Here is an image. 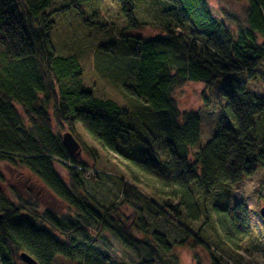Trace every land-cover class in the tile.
<instances>
[{"label":"trees","instance_id":"16d2710c","mask_svg":"<svg viewBox=\"0 0 264 264\" xmlns=\"http://www.w3.org/2000/svg\"><path fill=\"white\" fill-rule=\"evenodd\" d=\"M53 1L0 0V163L42 180L68 212L39 209L16 196L18 203L13 202L0 168V264L23 263V251L39 264H179L164 233L149 232L138 217L124 214L120 206L132 201L159 210L187 235L191 231L178 220L196 221L203 215L192 248L206 247L203 236L214 215L222 236L216 247L241 248L252 231L247 205L236 204L230 212L218 204L208 207V198L216 186L239 183L257 166L264 168V95L228 79L217 133L192 152L201 135L200 114L181 111L174 91L187 82L211 86L242 71L264 80L258 70L264 61V0H246L243 18L231 13L219 17L208 0H117L125 26L99 50L105 58L123 53L131 59V70L120 79L103 76L139 104V125L131 122L137 117L134 109L83 86L78 54H57L53 32L58 9H49ZM90 1L70 0L59 10L84 15ZM96 12L85 18V25H101ZM142 27L155 34L135 37L128 32ZM53 117L60 125L80 123L105 152L125 157L121 203L105 208L84 192V180L92 175L54 131ZM148 133L153 141L163 140L168 160H160L142 138ZM136 144L142 157L129 155ZM57 162L67 168L68 181L57 171ZM144 188L151 191L150 198L142 194ZM195 256V264H203Z\"/></svg>","mask_w":264,"mask_h":264},{"label":"rangeland","instance_id":"374dc122","mask_svg":"<svg viewBox=\"0 0 264 264\" xmlns=\"http://www.w3.org/2000/svg\"><path fill=\"white\" fill-rule=\"evenodd\" d=\"M208 1L219 17H224L225 13H231L243 18V10L247 4L246 0ZM69 3L70 0H54L49 8L50 10L58 9V12L54 13L55 29L53 32V45L57 54L64 57L78 54L83 67V86L90 88L99 98H110L130 111L134 109L132 113L137 115L139 112L136 111V107L139 104L132 97L126 95L122 88L115 87L108 78L103 76L106 74L120 79L126 77L127 72L131 70V59L124 57L123 53L118 52L105 58V54L99 50V45L118 37L119 32H122L121 28L125 26L118 1L92 0L87 2L84 5V15L76 9L65 12L59 10ZM94 12L99 13L101 18L96 17V19L100 21L101 25L98 26L94 23L91 26L85 25V18L91 17ZM128 32L135 37H151L155 34L148 27ZM258 70L264 74V61ZM228 79L241 81L247 90L257 95H264V80L259 75L250 76L247 71L231 73L216 80L211 86L199 82H187L174 91V97L181 111H196L200 114L201 135L198 143L192 147V152L199 151L217 133L222 107L227 103L223 87ZM141 119L137 115L136 118L132 117L131 122L139 125ZM52 122L56 133L63 135L65 132H69L79 143V147L73 155L81 158L85 164L83 169L85 168L92 175L84 180V192L105 208L112 203H121L123 199L121 178H125L127 175L124 166L125 157L122 154L105 152L78 122L73 125L68 123L60 125L54 117ZM149 134L142 138H147L145 141L152 144L153 149L159 154L160 160H168L169 153L163 140L153 141L154 137ZM138 145L136 144L128 150L129 155L143 156L140 150L141 146ZM0 168L4 176V190L13 202L18 203V199H20L36 204L39 209L49 208L59 214L68 212L65 202L57 197L42 180L30 175L27 170H20V168L5 163H0ZM56 168L62 178L68 181L67 168L58 162ZM194 191L196 199L201 205L202 194L197 185L194 186ZM150 193L151 191L147 188L142 191V194L147 198H150ZM159 202V200L155 201L157 204ZM173 202L176 203V200ZM239 203H245L248 207L249 225L252 231L251 235L244 240L241 248L237 250L223 244L222 249L216 247L222 236L215 223L214 215L210 216V222L205 228L203 241L206 247L192 248V235L205 223L206 219L203 215L196 221H185L184 218L178 220L181 225H186L191 231L192 235H187L183 227L168 220L159 210L144 202L132 201L124 203L120 207L124 214L138 217L149 232L157 230L164 233L168 241L174 244L179 264H195L197 259L195 255L203 264H213L214 261L217 264H264V219L260 215V210L264 206V168L262 166H257L253 175L239 183L216 186L208 198V207L211 208L214 204H218L230 212L233 206Z\"/></svg>","mask_w":264,"mask_h":264},{"label":"water","instance_id":"95a60500","mask_svg":"<svg viewBox=\"0 0 264 264\" xmlns=\"http://www.w3.org/2000/svg\"><path fill=\"white\" fill-rule=\"evenodd\" d=\"M62 140L67 150L72 155L75 154L76 149L79 147V143L74 138V136L69 132H65L62 135ZM260 213L262 217L264 218V206L261 208ZM19 256H20V259L26 264H39L38 261L33 256H31L29 253L25 251L21 252Z\"/></svg>","mask_w":264,"mask_h":264}]
</instances>
